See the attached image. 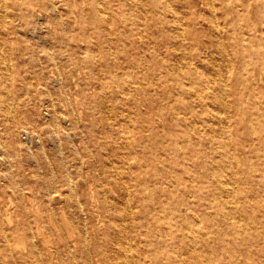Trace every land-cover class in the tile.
<instances>
[{"label": "rangeland", "instance_id": "obj_1", "mask_svg": "<svg viewBox=\"0 0 264 264\" xmlns=\"http://www.w3.org/2000/svg\"><path fill=\"white\" fill-rule=\"evenodd\" d=\"M21 1L0 0V202L4 205L10 200L15 201V188L19 183L25 188L26 195L33 193L42 212L41 217L35 220L44 226L51 239L54 264H72L66 245L73 239H63L64 228L59 213L54 217L57 226L48 221V207L41 193L52 175L61 179L53 154L59 147L67 155L64 160L68 161L73 176L78 174V153L75 150L84 151L83 141L80 135H76L72 122H63L62 118L54 120L44 104L34 96L43 91V81L46 80L43 76L52 77L49 72L41 75L36 71L37 67L45 64V48L41 44L47 27H28L24 16L27 3L21 5V13L20 7L17 9L14 5ZM67 1L68 5L72 1L75 3V0ZM163 1H170L174 6L188 3V0ZM67 7L72 12L76 9L88 14L90 20L88 24L83 21L75 24L70 13L66 20L71 25L67 27L70 31H79L78 38L77 32L72 33L76 38L72 41L73 47L78 42L79 46L90 49L99 58L97 62L84 60L83 70L89 72L92 69L103 82L121 88L115 99L105 105L111 109L114 140L99 150L97 173L114 187L113 192H108L107 200L103 201V191L99 192V198L102 205L106 204L108 216L117 229L123 231L117 234L118 242L129 245L125 254L127 264H209L208 261L246 264L244 260L255 259L261 238L258 230L264 229V191L259 194L246 188L245 193L239 190L241 200L228 202L225 207H232L234 211V216L228 221L216 218L209 221L206 205L214 200L213 195L217 191L213 186L215 178L230 182L234 168L228 163L225 151L232 150L239 142L250 153L249 166L258 163L256 157L252 159L257 150L262 152L264 159V124L255 120L247 125L246 119L240 124L229 121L230 112L223 103L230 104L235 96L218 88L220 77L214 80L210 74L207 78L212 90L205 92L201 89V82L189 83V74L180 76L177 71L181 67L186 68L185 62L192 60L188 55L203 47L216 49L219 64L224 67L229 59L227 51L235 63H240L242 58L248 59L258 49L264 52V42L260 45L257 41L250 43L242 51L234 44L227 45L223 41L222 29L217 31L213 28L207 10H195L185 17L182 11L165 6L159 13L141 16L145 27H136L139 17L135 14L108 9L100 15L92 11L90 4ZM251 15L257 23L262 22L256 19V13ZM263 15L261 13L259 17ZM193 18L201 22V26L197 25L198 30L204 29L196 40L197 44L191 39L190 27H185ZM47 21L52 19L48 17ZM180 27L186 31L181 32ZM55 36L57 39L61 33L56 31ZM36 53L40 54V59L36 58ZM127 58L131 60L126 65ZM196 64L198 66V61L193 60L191 65ZM160 66L171 73L164 75ZM67 73L61 72L60 76L62 82L69 84ZM125 76L130 79L128 91L122 90ZM32 83L34 90L30 87ZM23 84L28 86V91L24 90ZM237 87L241 85L237 84ZM51 90L58 115L66 111L68 101L76 104L74 95L64 93L60 84L54 83ZM185 112H190L188 122L184 120ZM231 130L239 132L228 139ZM93 138L94 135L87 136V140ZM123 152L135 167L142 164L148 167L149 172L138 169L139 180L134 177L129 168L120 163ZM138 157L141 163L136 160ZM240 161L245 162L244 158ZM49 162L54 172L47 166ZM111 165L117 166L113 177L109 173ZM238 170L237 177H243L244 173L240 168ZM79 172L84 176L86 167L83 166ZM93 172L89 171L87 178ZM79 183L75 189L86 203L89 235L94 239L92 224L96 215L89 208L88 191L84 192L81 179ZM56 185L61 190L60 197L69 193L70 201L75 198L74 190L59 181ZM228 188H234L231 182ZM153 189H156L154 196L157 202H147L148 208H141V203L132 200L136 193L142 192L143 198L149 200ZM187 209L193 217L183 220ZM211 212H215L214 208ZM73 221L70 219L73 238L77 239L79 232ZM56 227L60 230L56 231ZM159 230H163L162 234ZM152 236H156L154 240H151ZM42 240L41 237L36 238L47 261ZM29 248L25 243V248L15 250V254H20L16 256L17 264H29L24 259ZM0 264L11 263L0 253Z\"/></svg>", "mask_w": 264, "mask_h": 264}, {"label": "bare ground", "instance_id": "obj_2", "mask_svg": "<svg viewBox=\"0 0 264 264\" xmlns=\"http://www.w3.org/2000/svg\"><path fill=\"white\" fill-rule=\"evenodd\" d=\"M109 1L114 3L110 4ZM79 3L81 5L90 4L92 11H97L100 15L106 13L108 9L119 11L122 14H135L139 17L136 21V27H145L143 19L140 18L141 16L146 17L147 14L159 13V10L165 6L173 10L177 9L178 11H182L185 17L195 10L198 12L207 10L211 17L210 22H212L213 28L217 31L220 28L222 29L223 41L227 45H236L235 47L242 51L250 43L257 41V44L260 45L264 42V15L263 17H259L261 13H264V0H188L187 4L181 6H174L172 2L163 0H79V2L75 0V3L72 1L69 5L67 0H22L14 4L17 9L20 7L19 13L22 10L21 5H27L24 16L26 17L25 21L28 27H47L45 38L41 44L45 48V64L40 67L36 66L37 68H35L38 74L44 75L45 72H49L52 74V77L43 76L46 79L43 81V91L41 94L38 93L34 96L44 104V108L51 113L50 116H53L54 120L62 118L61 120L63 122H72L76 130V135H80V140L83 141L84 151L76 148L75 153H78L76 162L78 163L79 171L83 166L86 167V174L84 176L79 171H77L78 174L76 176H73L69 169L68 161L64 160L67 155L61 147L53 153L56 165L61 171V179H57L56 176L52 175L49 178L50 183H46L45 189L41 193V197L48 207V221L52 222L54 227L57 226L54 223V217L59 213L60 221L64 228L63 239L64 237L67 241L73 239L71 242L68 241L66 245V252L73 260L72 264H127L125 254L129 245L127 246L124 243L118 242L117 234L123 231L117 229L115 222L108 216L107 207H105L106 204L102 205V199L100 201L99 198V192L103 191V201L107 200L108 192H113L114 187L107 181L108 179L105 180L102 175L97 173L99 170V150L108 146L114 140L112 138L114 125L112 123L111 109L105 105H108L110 101L115 99V96L120 92L121 88L116 85L112 87L109 82H103L92 69L89 72L83 70L84 60L97 62L99 58L90 49H83L79 46L78 42L76 43V47H73L72 41L76 40V38L72 33L77 32V38L80 36L77 29L70 31L67 28L71 27L66 21L67 18H70L69 13L75 24H79L80 21H83L85 24L90 22L88 14L78 12L76 9L72 12L67 7L71 4L76 6ZM252 12L256 13V19L262 22L257 23L255 19H252ZM232 16L235 17L233 18ZM48 17L52 19L51 22L47 21ZM198 24L201 26V22L197 18H193L191 23L185 26L190 27L191 39L196 44V40L204 32V29L198 30ZM4 25L5 22L2 21V26ZM220 25H223V27H220ZM182 28L180 27L181 32L186 31L185 28ZM56 31L61 33V36L57 39L55 36ZM216 36L218 37V34ZM216 52V49L203 47L196 53L188 55L189 59L192 60L185 62L186 68L181 67L177 71L178 75L186 76V74H189V83H192V81L201 82V89L205 92L212 90L207 77L210 74L214 80L220 77L218 88L222 92L228 93V95L235 96V99L231 100V103L229 102L230 104L228 102L227 104L223 103V106L228 108L230 112L229 121L231 122L233 120L235 124H240L246 119L247 125H249V123H254L257 120L263 125L264 52L258 49L253 56H250L248 59L242 58L240 63H235L230 57V52L227 51L226 55L229 59L224 64V67L220 66ZM203 53L205 54L203 55ZM36 54V58L40 59V54ZM127 59L126 65L130 62L131 58ZM193 60L198 61V66L197 64L196 66L191 65ZM65 71H68L69 84L62 82L63 78L60 76V73ZM160 72L164 75L171 73L168 69L163 70L162 66H160ZM125 78V85H123L122 90L128 91L130 89V79L127 80L126 76ZM54 83L63 86L64 93H72L76 102V104H73L68 101L66 103V111L60 112L59 115L56 112L57 103L51 90ZM237 84H240L241 87H237ZM23 85L24 90L28 91V86L26 84ZM30 87L33 90L35 89L33 83ZM188 92L192 94L190 90ZM214 97L216 98V94ZM188 114L190 112L184 113V120L186 122L189 120ZM237 132L239 131L235 130L233 132L231 130L228 133V139L234 138L235 135L237 136ZM89 135H94V138L87 140V136ZM2 151L4 152V150ZM249 154L246 149L241 147L239 142L232 150L225 151V157L228 159V163L234 168L231 177H229V181L234 188H228L230 182H226L220 178L214 179L213 186L217 191L214 192L213 202H208L206 205V218L209 221L215 218L218 221H228L234 216L232 207L228 209H225V207H227L228 202H233L234 200L239 202L241 200L238 194L239 190L244 192V188H246L249 191H255L259 194L261 191H264L263 154L260 150L256 151L252 159L256 157L258 163H255L253 166L248 165ZM241 158H244V163L240 161ZM136 160L141 163L139 157ZM120 163L121 165L127 166L130 172L133 173V176H136L138 180L139 175L136 170L139 169L141 172L145 171V173L149 172L148 167L142 164L139 167H135V163L124 152L122 153V157H120ZM47 166L52 168V172L55 171L51 162L47 163ZM115 167L117 166L111 165L109 167V173L112 177L115 174ZM238 168L244 173L243 177H237L239 173ZM91 170L94 172L90 178H87ZM80 179L83 183L84 192L86 190L88 191L89 208L96 215V219L92 224L94 239L90 238L89 235V221L85 214L86 203L79 197L75 189L78 184H81L79 183ZM58 181L68 186L72 191H75L74 199L70 201L69 193H65L60 197L61 190L56 185ZM24 190L25 188L19 183L17 188H15V201L10 200L4 205L0 202V239H2L0 253L4 257V260L9 259L11 264H17L16 256L20 254H15V250L25 248V243H28L30 248L24 254V259L29 264H46L47 261L50 264H54L55 253L52 249L51 239L44 231V226L35 220L38 216L41 217L40 203L36 200L37 197L33 193L28 196L24 193ZM155 192L156 189H153V195L149 200L143 198V192L136 193L132 197V200L136 203H141V208H148L147 202H157L154 196ZM127 199L129 201L128 197ZM212 208H214L215 212H211ZM191 217L193 215L190 213V209H187L182 218L184 220ZM70 219L72 221L74 219V225L79 232L77 239L73 238L74 230L71 227ZM180 228L182 229V227ZM101 229L103 231H100ZM59 230V227H56V231ZM162 231L159 230V233L162 234ZM258 233L261 235V238L259 239L260 243L257 244L255 259L244 260L246 264H264V229L259 228ZM37 237L43 239L42 244L46 248L47 261L43 256L39 243L36 241ZM155 237L152 236L151 240H154ZM194 250L197 252L198 248L195 246ZM208 263L215 264V261H208Z\"/></svg>", "mask_w": 264, "mask_h": 264}]
</instances>
